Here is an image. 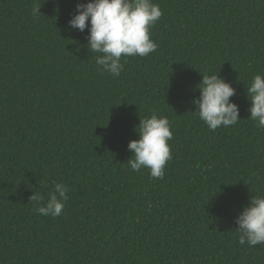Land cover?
Returning <instances> with one entry per match:
<instances>
[{"label":"trees","instance_id":"1","mask_svg":"<svg viewBox=\"0 0 264 264\" xmlns=\"http://www.w3.org/2000/svg\"><path fill=\"white\" fill-rule=\"evenodd\" d=\"M87 2L0 0V264H264L235 223L264 196L247 97L264 74V0H153L158 47L122 56L119 76L97 65L87 29L69 28ZM212 74L236 88L241 119L215 131L192 103ZM153 113L173 132L163 179L128 164ZM54 182L69 199L43 216Z\"/></svg>","mask_w":264,"mask_h":264},{"label":"clouds","instance_id":"2","mask_svg":"<svg viewBox=\"0 0 264 264\" xmlns=\"http://www.w3.org/2000/svg\"><path fill=\"white\" fill-rule=\"evenodd\" d=\"M41 7H34L33 16L39 15ZM162 9L153 0H88L78 3L76 14L69 21L70 29L89 32L87 47L92 53H99L97 65L102 71L119 76L123 70L121 58L145 57L154 52L158 45L151 39V28L162 16ZM200 95L192 101L199 118L215 131L219 127L236 125L240 119L239 105L230 98L236 95V88L218 74L203 75L197 85ZM247 97L251 107L250 119L264 129V74L253 77L247 86ZM139 139L129 142L132 152L128 164L133 171L147 169L152 179H163L165 167L172 159L169 141L173 138L170 121L166 116L153 113L139 124ZM134 157V158H133ZM69 187L54 182L45 206L36 211L43 216L58 217L69 199ZM43 197L36 193L31 201ZM235 223L240 245L253 247L264 244V196H253L240 212Z\"/></svg>","mask_w":264,"mask_h":264}]
</instances>
